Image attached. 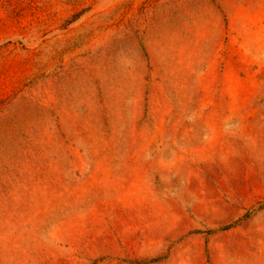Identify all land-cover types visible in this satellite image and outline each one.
I'll list each match as a JSON object with an SVG mask.
<instances>
[{"label":"rangeland","instance_id":"1","mask_svg":"<svg viewBox=\"0 0 264 264\" xmlns=\"http://www.w3.org/2000/svg\"><path fill=\"white\" fill-rule=\"evenodd\" d=\"M0 264H264V0H0Z\"/></svg>","mask_w":264,"mask_h":264}]
</instances>
